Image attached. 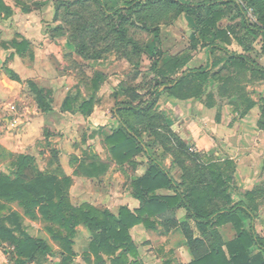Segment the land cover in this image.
Returning a JSON list of instances; mask_svg holds the SVG:
<instances>
[{"label": "trees", "instance_id": "16d2710c", "mask_svg": "<svg viewBox=\"0 0 264 264\" xmlns=\"http://www.w3.org/2000/svg\"><path fill=\"white\" fill-rule=\"evenodd\" d=\"M88 2L97 4L102 18L113 24L120 41L128 40L125 24L135 22V16L145 2L176 5L190 16H196L199 9L207 10L208 17L196 18L204 26L201 36L206 43L201 47L207 54V63L190 67L195 56L193 52H188L173 56L160 65L163 51L158 48L151 57V69L156 78L144 95L134 85L125 82L119 85L125 100H119L112 109V118L117 125L113 126L104 143L112 160L119 166L128 163L136 168L139 163L135 158L140 154L148 160L146 173L132 182L133 196L140 202V207L134 211L127 206L120 207L117 213L99 210L88 204L77 207L69 196L71 177L41 171L34 157L10 153L0 145V164L8 159L10 168L9 173L0 169V241L13 247L18 264H28L39 254H52V247L47 241L29 234L23 223V215L9 206L18 201L27 216L37 219L40 213L45 221L59 225L67 232L64 234L50 229L54 240L65 253L61 264L75 262L77 254L73 238L79 226L93 233L90 248L97 263L104 262L101 255L104 253L111 258L112 264H136L135 261H128L129 255L136 254L131 229L156 221L167 222V230L175 228L182 231L193 255L189 264H264V237L255 229V221L264 201V187L243 191L239 194V201L235 202V189L231 184L236 167L228 161L208 163L198 153H190L188 144L175 136L176 133L170 130L158 110V102L163 97L167 100L199 101L208 108L217 109L216 121L219 122L223 103L233 106L238 118H244L257 106L248 87L264 82V65L250 55L225 45L232 41L226 29H218L217 22L224 15L220 8L234 4L238 11L234 18H240L248 34L261 38L264 54V0H247L248 7L260 12L258 23L251 22L246 5L236 0H125L116 8H111L107 0H54L56 18L61 10L70 11L72 7ZM3 12L10 15L11 10L4 0H0V14ZM141 27L149 34L159 35L161 32L159 27L149 26L147 22H142ZM12 44L17 54L33 59L32 45L28 39L14 40ZM132 44L137 47L136 43ZM102 82L104 77L98 75L93 79L91 88L99 90ZM32 91L42 110L51 109L48 95L43 89L32 84ZM94 99L91 96L81 100L80 109L85 115L92 112ZM78 101L77 98H67L64 109L71 110L72 104ZM258 125L264 131V105H261ZM172 135L176 138L175 142L170 141ZM158 147L163 149L162 155L157 154ZM182 152L189 159L194 158V161L202 164L184 166L180 180H177L172 170L165 167L163 159L171 155L174 157L172 164H176ZM225 164L229 166V172L224 169ZM108 169L109 164L100 160L88 163L84 160L75 174L100 177ZM161 189H168L172 194L161 195L158 193ZM258 199L261 201L258 202ZM180 208L186 210L183 223L177 221L176 214ZM226 224L236 231L235 239L224 240L219 228ZM121 249L124 252L117 254Z\"/></svg>", "mask_w": 264, "mask_h": 264}, {"label": "rangeland", "instance_id": "374dc122", "mask_svg": "<svg viewBox=\"0 0 264 264\" xmlns=\"http://www.w3.org/2000/svg\"><path fill=\"white\" fill-rule=\"evenodd\" d=\"M107 1L111 7H116L125 0ZM236 1L244 3L251 16V22L258 23L260 12L255 8L248 7L247 0ZM4 2L10 8L11 13L10 15H6L5 12L0 14V91H4V88L10 85L8 79L21 80L22 82L21 77L10 67L12 60L17 56L23 67L32 70L23 78L27 94H30L32 84L35 85V81H44L37 82L40 86H46V81H63L65 86H69L65 100L69 97L79 99L78 102L72 104L71 110L77 108L82 99H87L91 96L100 99L99 106L102 109L99 111L100 113H105L100 114L101 116L99 115L100 124L98 127L100 128H103L101 123L110 121V118L113 119L111 116L112 106L119 100H125L124 92L119 87L121 82L138 87V91L142 95L153 86L156 75L151 69V57L158 48L163 51L160 65H163L166 60L173 56L188 52L194 53L195 60L193 65L204 66L207 63V54L201 47L203 43H206L201 36V29L204 26L203 23L197 22V19L208 17L207 10L199 9L196 16H190L176 5L145 2L144 6L138 10L135 22H127L125 24L129 41H120L117 38V33L113 30V24L102 18L95 2L72 7L70 11L61 10L57 18V10L54 6L52 7L53 0H4ZM48 7H51L52 10L47 11L46 16L40 17L36 15L37 11H46ZM220 9L224 11V15L217 22V27L218 29H226L232 41L230 44H224L228 45L232 50L250 55L264 65L261 38H255L248 34L240 18H234L238 14L234 4L229 7L223 6ZM142 22H147L152 27H159L160 34H149L142 29ZM27 35L31 36V40L26 38ZM71 35L73 36L70 37ZM22 38L31 42L33 59L28 55L24 57L15 52L12 42L14 40L20 41ZM132 42L137 44L136 48L133 47ZM51 43H53L54 49L57 48L59 50L58 53L52 50V47L47 46ZM40 46L43 48L44 46L49 47L48 53L43 54L48 57V60L44 59L43 55L38 52ZM98 75L104 77V82L101 83L99 90L94 91L91 88L92 81ZM46 89H44L45 94L50 95L51 92ZM254 91L255 93L258 92L257 89ZM77 93H79V96ZM30 95L32 99L27 102L28 105L33 104V102L36 103L32 93ZM262 100L264 101V98ZM223 107H228L229 111L234 110L231 105L226 103H223ZM20 108V104L16 105L17 111H20ZM63 108L64 106H62ZM9 111L14 110L12 107L5 109L2 117H10V115L8 116ZM108 115L111 117L109 118ZM108 124H112V122ZM115 125H117V122H115ZM169 128L174 132L171 127ZM175 136L180 138V134L176 133ZM173 137L174 135H172L170 141L175 142L176 138ZM71 141H74V139H71ZM163 143L165 144L166 141H163ZM159 148L157 154L162 155L163 149ZM189 152L194 153L192 151ZM183 153L178 156L177 163L172 164L170 167L177 179H180L184 166L194 165L195 167L202 164L199 161H194V158L189 159ZM171 158L174 161V157H169V155L163 160L170 166ZM8 161V159H5L0 164V169L5 173L10 172ZM205 161L209 162L206 157ZM35 162L39 169H43V162L39 157L35 159ZM95 185L99 186L96 183ZM110 185L112 186L110 183L107 187L109 188ZM101 186L100 189L103 191L107 188L106 183L104 187ZM132 186V179L130 178L124 184L122 191L124 190L125 193H128L132 191ZM117 187L119 188L120 184H117ZM168 191V189H161L158 193L171 195L172 191ZM86 200L87 198H80L71 200V202L79 207L83 204L89 205V203L83 202H86ZM9 206L23 215V223L29 234L36 238L44 239L52 247L51 255L44 256L39 254L28 264H61L65 253L59 243L54 240L50 229L56 232L61 231L64 234L67 232L59 225L45 221L40 213H38L37 219L27 216L25 209L18 201L10 203ZM96 208L104 210L101 204L97 205ZM224 226L232 227L230 224ZM181 237L184 238L182 231L177 230L174 239L178 240ZM92 238L93 233L88 228L83 226L77 228V233L73 238L75 241L74 251L77 254L74 264H112L111 258L104 253H101L104 262L97 263L95 255L90 248ZM123 252L124 250L121 249L118 250L117 254L120 255ZM131 257L132 255H129L128 261H132ZM0 264H18L13 247L2 241H0Z\"/></svg>", "mask_w": 264, "mask_h": 264}, {"label": "crops", "instance_id": "0c3cea01", "mask_svg": "<svg viewBox=\"0 0 264 264\" xmlns=\"http://www.w3.org/2000/svg\"><path fill=\"white\" fill-rule=\"evenodd\" d=\"M51 10L52 8L48 7L46 11H37L36 15L44 17L47 11ZM30 37L26 36L28 39ZM47 46L52 47L56 53L59 52L57 48H53V43ZM48 49L49 47L40 46L38 52L42 55L47 54ZM43 58L48 60L46 55H43ZM193 61L190 67H195ZM20 62L16 56L10 67L21 77L22 82L8 79L10 85L5 87L4 91H0V145L13 154L30 155L35 159L39 157L44 166L40 169L44 172L53 173L59 177H71L70 200L87 198L86 202L83 201L84 203H89L95 208L101 204L104 210L113 213H117L122 206H127L131 211L138 209L140 202L134 198L133 188L128 193L122 189L130 178L133 182L146 173L149 167L148 160L143 154L138 155L135 158V161L139 163L136 168L128 163L119 166L112 160L104 140L111 133L112 125L114 126L116 120L110 118L112 115H108L110 121L101 123L103 128L98 127L99 115L105 114L100 113L102 109L99 106L100 99H94L93 110L88 115L82 112L80 105L73 110L62 109L69 86H65L60 80L46 81V86H40L37 82L44 81L38 80L35 81L37 87L43 90L47 88L46 90L51 92L47 97L51 109L42 110L37 100H35L36 103L28 105L27 102L32 99L30 94L32 93L34 99L36 95L32 90L30 94L25 92L23 78L32 70L23 67ZM255 89L258 92L255 93ZM248 91L257 102V106L244 118H238L235 110L229 111L228 107H223L219 122L216 121L217 109L208 108L199 101H182L175 98L167 100L163 97L158 102V110L167 124L175 133L180 134V138L190 147V151L206 157L210 163L228 161L236 167L231 184L235 189L233 193L235 202L239 201V194L243 191H252L257 186L264 187V131L258 125L261 105H264L262 100L264 83L250 85ZM77 94L79 96V93ZM19 104L21 108L17 111L16 105ZM9 107H15V110L8 112L10 117H2L3 111ZM113 107L114 105L112 109ZM109 122L112 124H108ZM169 157L172 156L169 155ZM84 160L87 163L100 160L109 164V169L100 177L75 174ZM170 160V166L164 161L168 169L172 166L173 159ZM224 166L226 172H229V166L226 164ZM95 183L99 186L97 187ZM105 183L106 187L110 183L112 186L103 191L100 185L104 187ZM117 184H120L119 188ZM259 201L261 199H258ZM176 216L178 223H183L186 220V210L180 208ZM168 227L165 221L134 226L131 233L136 254L132 255L131 260L136 264H189L193 260V255L186 244L185 237L175 240L174 237L179 229L167 230ZM231 228L225 226L219 228L225 241L233 240L237 236L236 231ZM255 229L260 236L264 237V201L255 221Z\"/></svg>", "mask_w": 264, "mask_h": 264}, {"label": "built area", "instance_id": "2783aa9c", "mask_svg": "<svg viewBox=\"0 0 264 264\" xmlns=\"http://www.w3.org/2000/svg\"><path fill=\"white\" fill-rule=\"evenodd\" d=\"M240 2V1H239ZM249 13V12H248ZM249 16H250V14H249ZM250 18H251V16H250ZM13 108V110H15V107H12ZM15 123H16V120L14 121Z\"/></svg>", "mask_w": 264, "mask_h": 264}]
</instances>
